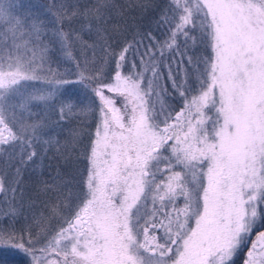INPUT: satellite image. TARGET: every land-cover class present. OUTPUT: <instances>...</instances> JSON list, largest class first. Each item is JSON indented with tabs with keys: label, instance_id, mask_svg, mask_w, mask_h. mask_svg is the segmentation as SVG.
<instances>
[{
	"label": "snow or ice",
	"instance_id": "1",
	"mask_svg": "<svg viewBox=\"0 0 264 264\" xmlns=\"http://www.w3.org/2000/svg\"><path fill=\"white\" fill-rule=\"evenodd\" d=\"M157 7L143 30L134 13ZM20 8L0 0V249L264 264V0ZM46 157L55 175L29 188ZM81 157L83 172L59 167Z\"/></svg>",
	"mask_w": 264,
	"mask_h": 264
},
{
	"label": "rangeland",
	"instance_id": "2",
	"mask_svg": "<svg viewBox=\"0 0 264 264\" xmlns=\"http://www.w3.org/2000/svg\"><path fill=\"white\" fill-rule=\"evenodd\" d=\"M45 2V0H19V3L21 5V8L19 9L20 12H25L28 10V8L32 5H37L40 3ZM118 3H123L124 0H117ZM36 8H32V11H36ZM138 24V23H137ZM140 27L142 25L138 24ZM149 27V26H148ZM147 27V28H148ZM154 35L157 37V39H162V30H155L153 29ZM147 43V41H145ZM72 87V90H77V87L75 85L70 86ZM65 135H67V130H65ZM84 143H87V138H84ZM38 163H40L38 161ZM86 161L83 160L81 157L79 160L69 161L68 163H65L64 161L59 162V167L66 175H71L77 170L80 172H83L85 168ZM57 167V162L55 160L45 158L40 166V168L37 169L36 173L30 176L31 169L25 170L23 173V179L26 183V185H29L31 179H34L36 175L41 176L43 179H49L51 176L55 175V168ZM31 190V189H30ZM11 195V194H9ZM3 200V194H0V201ZM0 264H23V259L21 255L14 249H0Z\"/></svg>",
	"mask_w": 264,
	"mask_h": 264
},
{
	"label": "trees",
	"instance_id": "3",
	"mask_svg": "<svg viewBox=\"0 0 264 264\" xmlns=\"http://www.w3.org/2000/svg\"><path fill=\"white\" fill-rule=\"evenodd\" d=\"M165 2L166 0H153V3L159 6H162ZM159 10V7H157L155 9H149L144 15H141L139 12L134 13L137 23L142 25L141 28L143 30L148 29L147 27L151 25L152 18L158 14ZM128 38L131 39V33Z\"/></svg>",
	"mask_w": 264,
	"mask_h": 264
}]
</instances>
